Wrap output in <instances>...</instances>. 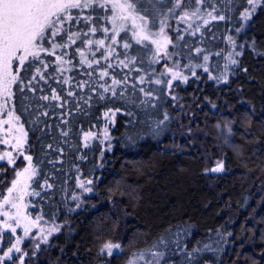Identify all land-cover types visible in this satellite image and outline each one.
Returning <instances> with one entry per match:
<instances>
[{
    "label": "trees",
    "instance_id": "16d2710c",
    "mask_svg": "<svg viewBox=\"0 0 264 264\" xmlns=\"http://www.w3.org/2000/svg\"><path fill=\"white\" fill-rule=\"evenodd\" d=\"M129 3L153 29L184 9L217 19H177L169 50L187 79L172 84L151 44L127 30L113 40L108 6L71 10L63 47L45 41L19 70L11 105L36 173L28 205L58 225L29 264H264V0L245 24L248 0ZM108 110L109 148L84 142ZM224 123L231 137L217 147ZM207 156L223 170L207 172ZM85 179L96 193L79 202ZM108 242L120 252H102Z\"/></svg>",
    "mask_w": 264,
    "mask_h": 264
},
{
    "label": "rangeland",
    "instance_id": "374dc122",
    "mask_svg": "<svg viewBox=\"0 0 264 264\" xmlns=\"http://www.w3.org/2000/svg\"><path fill=\"white\" fill-rule=\"evenodd\" d=\"M260 3L261 0L256 4L255 10ZM126 4H130L129 0H95L94 3V5L97 6L103 5V7L108 6L110 8V35L113 40L116 39L121 31L127 30L136 41L151 44L155 50L158 61L163 63V68L169 75V83L172 84L176 81H183V71L178 70L176 63H173L171 59L172 55L169 50L170 46L173 44V41H171V33H177L179 30V24L177 23L178 20H180L181 23L184 22L186 28V26L193 21L202 18H204V20L211 19L212 16H209L208 13L202 14L198 9L193 11L184 9L178 12V20L176 19L174 24H171L169 20H166L163 25V31H161V25L155 29L151 28L149 22L145 18L141 19L142 16L135 13L133 8L121 7V5ZM245 11L251 12L252 6L248 4L247 8L243 11V24H245L250 18H244L243 14ZM254 12H252V14ZM184 13H188V16L181 19V17L184 16ZM192 13L196 14L192 15ZM17 67L18 62L14 61V72L17 70ZM169 69H171V71H169ZM173 73H179V76L176 79H173ZM5 101H7L6 105ZM105 113L108 115H105ZM105 113L103 115L104 123L102 127L97 131L86 132L92 134L88 137H86V133H84V142L97 138L101 142L103 148H109V131L114 122L115 111L108 110ZM16 117L17 116L12 109L11 97L0 96V155H3L5 152H10L14 159V163L12 164L8 163L7 158L0 160V257H3L4 252L16 243L17 238H20V244L18 245L20 251H13L11 259L3 257L0 264H29L31 258H33V256H35V254L41 249V246L47 244L48 240L58 231L57 224L43 221L31 211L28 205L30 186L35 175H31V170L34 169L31 162L25 159L26 156H30L26 143V133L19 119H16ZM230 126V124L226 125L225 123L213 126L214 135L217 138L214 139V142L217 147L221 146L231 137ZM198 131L199 129L193 130L195 135ZM202 136L204 138L208 137L206 132H202ZM17 138H20L23 141V146L20 150H17L14 147ZM4 140H8L9 143H2ZM207 162L209 166L207 172L216 173L211 171V169L215 168L218 163H223V160L222 158H212L211 156H207ZM29 166V172L24 173L23 170L29 168ZM17 172L22 173L19 178L21 183L18 186V190L9 194L8 189L12 187V181L17 179ZM88 181H91V183H88ZM81 184H83V187H81ZM24 185H27V187L25 188ZM95 185L93 179L80 180L77 194L78 201L80 202L84 197L95 194ZM86 188L91 189V191H85ZM21 189L23 191H21ZM21 195H23L22 199L19 198ZM5 197H9L10 203H4ZM13 204H16L18 207H13ZM4 213H7L8 215L6 216ZM5 221L15 228L16 231L12 232L10 229H5ZM25 228L28 230L27 235H25ZM4 240H6L5 245ZM109 243L112 245H119L117 242H108L106 244ZM103 252L109 254L107 249ZM119 252L120 247L111 250V254Z\"/></svg>",
    "mask_w": 264,
    "mask_h": 264
},
{
    "label": "snow or ice",
    "instance_id": "6c2138e0",
    "mask_svg": "<svg viewBox=\"0 0 264 264\" xmlns=\"http://www.w3.org/2000/svg\"><path fill=\"white\" fill-rule=\"evenodd\" d=\"M199 3L200 0H197ZM259 0H248V4L252 6V11H245L244 18L248 19L252 12L255 11L256 4ZM95 0H0V96L10 98L12 95L11 87L20 80L19 70L25 68L26 61L28 62V67H31L33 61L39 58V53L41 51H48V49L43 47L45 41L51 43L52 49L57 47H63L62 44L55 43V37L60 35L61 32H64L63 27L65 21H71L73 16L70 12L71 9H82V8H92L94 6ZM181 0H176V7H180ZM103 7V5H100ZM121 7L133 8L132 4L121 5ZM171 11V9L169 10ZM196 13H192L195 15ZM209 16H212V13H208ZM188 16V13H184V16L181 19H184ZM85 20H90L91 17H84ZM143 19V17H141ZM212 19H217L216 16H212ZM218 19L223 20L224 16H219ZM77 22H79V17H77ZM166 21H161V31H163V25ZM207 24V21H205ZM96 28H91V32H96ZM107 31V29H104ZM79 38V33L73 34ZM73 35L68 36V40L75 42L73 40ZM231 39V37L229 38ZM91 44L92 41H89ZM97 44H103L104 41H96ZM125 48L129 45L125 44ZM199 51V50H197ZM83 56V53H81ZM30 58H32L30 60ZM60 59V57H57ZM205 60L208 59L207 56L204 57ZM14 61L18 62L17 70L13 71ZM88 63L87 61H82ZM236 63V61H232ZM98 63V61H97ZM123 63V61H121ZM91 66V64H89ZM127 66V65H125ZM27 70V69H25ZM171 71V69H169ZM101 75H107V72L101 73ZM179 76V73H173V79H176ZM187 79L186 77L184 78ZM113 83L116 84L118 81L113 80ZM157 84L161 83L160 80L156 81ZM107 91V89H105ZM53 99H59L58 96L53 95ZM47 99V97H45ZM7 101H5L6 105ZM105 115H108L105 113ZM19 119V117H16ZM8 123V122H6ZM67 135V133H65ZM92 135L91 133H86L85 136L88 137ZM2 143H9L8 140L2 141ZM23 146V141L20 138H17L16 144L14 147L17 150H20ZM7 158L8 163H14V159L10 152H5L3 155H0V160ZM26 160L31 162L32 157L26 156ZM29 168H25L24 173H28ZM223 170V163L220 162L217 166L211 171L220 172ZM35 170H31V175H35ZM22 173L17 172V179L12 181V187L8 189V193L11 194L13 191L18 190L20 185V177ZM91 183V181H88ZM26 188L27 185H24ZM83 187V184H81ZM21 191H23L21 189ZM85 191H91V189H85ZM36 194V193H33ZM23 198V195L19 197ZM4 203H10L9 197L4 198ZM13 207H18L16 204L12 205ZM4 215H8L4 213ZM4 228L10 229L12 232H15L16 229L13 228L7 221L4 222ZM28 234L27 228H25V235ZM20 238H17L15 244L12 245L6 252H4L3 257L11 259V254L13 251L19 252L20 248ZM120 245L105 244L104 248L101 249L103 252L105 249L108 250L109 255H111V250L113 248H119ZM3 257H0V261L3 260ZM129 264H135V261H129Z\"/></svg>",
    "mask_w": 264,
    "mask_h": 264
}]
</instances>
